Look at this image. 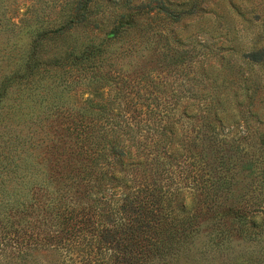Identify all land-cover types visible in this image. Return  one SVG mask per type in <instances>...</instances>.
Instances as JSON below:
<instances>
[{
  "label": "trees",
  "instance_id": "obj_1",
  "mask_svg": "<svg viewBox=\"0 0 264 264\" xmlns=\"http://www.w3.org/2000/svg\"><path fill=\"white\" fill-rule=\"evenodd\" d=\"M100 1L0 0V264H264V127L120 67L198 4Z\"/></svg>",
  "mask_w": 264,
  "mask_h": 264
},
{
  "label": "rangeland",
  "instance_id": "obj_2",
  "mask_svg": "<svg viewBox=\"0 0 264 264\" xmlns=\"http://www.w3.org/2000/svg\"><path fill=\"white\" fill-rule=\"evenodd\" d=\"M111 1L120 2L100 1L108 6L107 18L120 12L119 5ZM131 1L137 4L145 0ZM168 1H193L202 9L162 28L159 19L152 22L155 34L149 36L148 44L143 43L136 53L119 62L122 72L132 75L143 71L150 76L146 80H204L207 88H218L228 113L237 120V110H248L252 130H260L264 126L256 120L264 122V63H253L244 55L264 48V0ZM141 22L147 25L148 20L142 18ZM107 30L100 29L97 36L101 38ZM150 49L167 54V59L153 56ZM239 86L248 90V96ZM238 102L241 107H235ZM206 224H202V242Z\"/></svg>",
  "mask_w": 264,
  "mask_h": 264
}]
</instances>
